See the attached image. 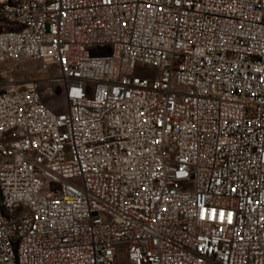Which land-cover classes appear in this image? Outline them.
Returning <instances> with one entry per match:
<instances>
[{
	"label": "built area",
	"instance_id": "built-area-1",
	"mask_svg": "<svg viewBox=\"0 0 264 264\" xmlns=\"http://www.w3.org/2000/svg\"><path fill=\"white\" fill-rule=\"evenodd\" d=\"M20 60L0 264H264V0H0Z\"/></svg>",
	"mask_w": 264,
	"mask_h": 264
},
{
	"label": "rangeland",
	"instance_id": "rangeland-1",
	"mask_svg": "<svg viewBox=\"0 0 264 264\" xmlns=\"http://www.w3.org/2000/svg\"><path fill=\"white\" fill-rule=\"evenodd\" d=\"M47 75L42 73L39 64L31 60H20L18 62L8 61L0 64V91L7 85L24 86L34 80H41ZM40 91L43 103L51 106L55 111L65 109V102L58 85L42 83Z\"/></svg>",
	"mask_w": 264,
	"mask_h": 264
}]
</instances>
